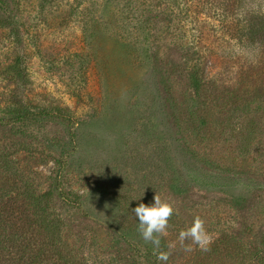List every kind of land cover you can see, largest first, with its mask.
<instances>
[{
	"label": "rangeland",
	"instance_id": "obj_1",
	"mask_svg": "<svg viewBox=\"0 0 264 264\" xmlns=\"http://www.w3.org/2000/svg\"><path fill=\"white\" fill-rule=\"evenodd\" d=\"M8 1L20 41L0 27V107L14 90L42 113L0 125V241L13 239L0 243V264H28L21 248L43 251L39 264H264V18L255 44L231 32L264 0H180L172 23L144 29L141 8L154 0L113 16L100 0L81 13L74 0ZM18 58L21 88L5 69ZM58 174L81 208L46 202L64 223L50 246L23 193L41 196ZM155 195L174 208L159 247L132 210ZM196 218L207 251L179 240Z\"/></svg>",
	"mask_w": 264,
	"mask_h": 264
},
{
	"label": "trees",
	"instance_id": "obj_2",
	"mask_svg": "<svg viewBox=\"0 0 264 264\" xmlns=\"http://www.w3.org/2000/svg\"><path fill=\"white\" fill-rule=\"evenodd\" d=\"M48 0H42V2H45ZM75 4H72L70 6V9L72 11H76V9L80 8L79 13H81L82 10L84 12H88L89 10H93L89 7L87 4V1L89 0H74ZM96 2V0H94ZM133 0H100L97 11H100L101 14L113 16L114 12L118 11H129L133 7H136L133 2ZM154 4H146L144 5L145 8H141V10L147 11L148 15L147 17L141 18L140 24L143 29V25H148L151 21L154 23H158V25H163L164 23L162 21H167L169 24L174 21L173 16L175 13L174 7H179L183 3L180 2V0H154ZM186 1V0H184ZM215 2H218L217 0H214ZM213 2V1H212ZM81 5H84L81 7ZM174 6V7H173ZM137 8H140L139 6ZM136 8V9H137ZM12 8L10 7L8 0H0V27L7 28V31L9 32L11 39L14 43H18L20 41V31L19 27L17 25V20L15 16H13ZM264 18V11L262 10H247L246 12H243L241 19L237 24H234L232 26V33L239 41H242L244 43L249 44H255L257 36L262 35L263 31H261L256 26V22L258 19ZM95 25V24H94ZM161 27V26H160ZM263 36V35H262ZM261 37V36H260ZM94 37H92L91 41H93ZM263 39V38H262ZM118 41V40H117ZM246 41V42H245ZM264 42L262 41V45ZM263 50H264V46ZM20 62H19V61ZM21 60L18 58L12 62V64H8L5 69L8 73L9 79L12 81V83H17L19 88L24 86V83L26 82V74L24 71V68L20 65ZM197 69L198 66L194 65L192 71H191V80L192 84L196 91L199 90V87L201 86V83L197 77ZM12 70V71H11ZM16 90V88H15ZM9 102L4 106L0 107V125L3 123H16L21 122L24 120L31 119L32 117L39 116L42 112H32V110L29 108V106H26L21 103L19 104L18 100V93L12 91V93L9 95L8 98ZM44 112V111H43ZM66 118L65 116H62ZM5 157L0 156V166L5 163ZM59 174L56 177V183L51 186V189L48 191H45L41 196H36L34 193H28V191L25 194H28L26 197V200L29 201V204L31 207L34 208V211H36L39 214V225L43 226V230L48 235L49 240L51 241L50 246L54 245V243L57 241L58 236L61 232V227L63 228V220L62 217L59 214H56L55 212H45L42 207L46 206V202L48 205V200L52 197V195H56L60 200H62L63 204L66 206H74L75 209H80L81 207L79 205L76 206L75 200H70V198L64 193L62 190V185L60 184L59 180ZM2 191V190H0ZM3 193V194H2ZM0 193V197L3 196L5 193ZM30 194V195H29ZM50 209V208H49ZM124 234H121L123 236ZM5 240H1L0 243L4 245L5 247H8L7 241H12L11 238H4ZM56 240V241H55ZM129 244L132 247H136L135 250L140 253L141 256L147 257L151 254L149 250H140L137 248L135 244ZM12 247H15L12 245ZM27 248H21L23 250V253H21V261H25L26 259L30 260L28 264H39L37 262V258L39 255L42 254L43 251H38L36 253H33L32 255H28L25 253ZM65 263V262H63Z\"/></svg>",
	"mask_w": 264,
	"mask_h": 264
},
{
	"label": "clouds",
	"instance_id": "obj_3",
	"mask_svg": "<svg viewBox=\"0 0 264 264\" xmlns=\"http://www.w3.org/2000/svg\"><path fill=\"white\" fill-rule=\"evenodd\" d=\"M132 210L139 222L138 230L143 239L159 247V237L166 232L169 218L174 213L173 206L166 201H161L155 195L152 204L145 205L144 203H140ZM211 239L203 220L200 218L194 219L190 227L181 230L179 233V240L182 244L185 240H191L193 244L197 245L203 251L208 250ZM188 250L190 251L191 248ZM169 255L170 253L168 252H161L157 256V259L167 262Z\"/></svg>",
	"mask_w": 264,
	"mask_h": 264
}]
</instances>
